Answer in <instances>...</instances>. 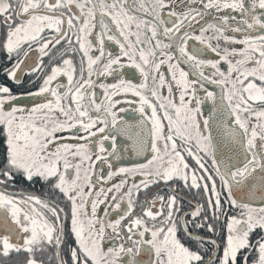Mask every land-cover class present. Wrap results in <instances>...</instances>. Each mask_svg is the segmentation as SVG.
<instances>
[{
	"label": "snow or ice",
	"instance_id": "6c2138e0",
	"mask_svg": "<svg viewBox=\"0 0 264 264\" xmlns=\"http://www.w3.org/2000/svg\"><path fill=\"white\" fill-rule=\"evenodd\" d=\"M0 264H264V0H0Z\"/></svg>",
	"mask_w": 264,
	"mask_h": 264
},
{
	"label": "flooded vegetation",
	"instance_id": "af4514ba",
	"mask_svg": "<svg viewBox=\"0 0 264 264\" xmlns=\"http://www.w3.org/2000/svg\"><path fill=\"white\" fill-rule=\"evenodd\" d=\"M223 11H224L225 14H234V13L231 12V10H223ZM207 87H208L210 90H214V91H216L217 93H219V88H218V87H215V86H213V85H211V84H208ZM209 104H210V102H209ZM209 104L204 105V111H205V113H207V111L209 110ZM124 107H125V112L123 113V115H124L125 119L128 120V121H132V122H134L138 114H134V113L132 112L131 108L128 107L126 104L124 105ZM123 140H124V138L121 137L120 140L118 141V143H119L120 141H123ZM122 159H123L125 162H129V163L141 162V158H139V157H135V156L131 155L130 153L124 155V156L122 157ZM33 190L36 191V192H38V193H39V191H40L38 187L35 188V189H33Z\"/></svg>",
	"mask_w": 264,
	"mask_h": 264
}]
</instances>
